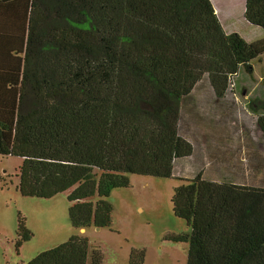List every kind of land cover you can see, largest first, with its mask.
Wrapping results in <instances>:
<instances>
[{
	"label": "trees",
	"instance_id": "obj_1",
	"mask_svg": "<svg viewBox=\"0 0 264 264\" xmlns=\"http://www.w3.org/2000/svg\"><path fill=\"white\" fill-rule=\"evenodd\" d=\"M243 15L264 29V0H245ZM257 58L210 0H0V156L21 160L20 195L69 192L73 228L107 227L106 199L127 175L172 178L191 156L178 123L197 83L207 76L215 101L236 99L230 80ZM254 100L264 145V100ZM171 203L188 226L175 237L186 264H264V187L198 173ZM17 230L19 246L30 233L20 219ZM101 263L73 235L27 264Z\"/></svg>",
	"mask_w": 264,
	"mask_h": 264
},
{
	"label": "rangeland",
	"instance_id": "obj_2",
	"mask_svg": "<svg viewBox=\"0 0 264 264\" xmlns=\"http://www.w3.org/2000/svg\"><path fill=\"white\" fill-rule=\"evenodd\" d=\"M227 1L229 5L235 3V8L231 6L234 17L225 27L221 26L242 37L255 49L258 58L251 62L252 73L241 68L230 80L234 102L223 105L215 101L207 76L182 100L178 133L191 143L193 152L174 162L173 177L127 175V186L113 188L106 199L111 206L109 225L77 230L68 217L69 192L49 199L20 195L16 174L21 160L0 156V264H27L73 235L86 238L91 249L101 252V264H130L133 250L142 253L140 264H186L188 245L176 242L175 237L188 232V226L174 216V188L198 173L217 183L230 180L235 184L244 183L243 177L247 178L249 173V186L264 187L262 134L249 106L254 99L264 100V29L239 16L242 0ZM229 5H224L226 12L231 11ZM236 6L240 11H235ZM220 145L223 148L218 150ZM249 145L256 150H247ZM216 156L227 159V163L215 164ZM19 219L30 235L17 246Z\"/></svg>",
	"mask_w": 264,
	"mask_h": 264
},
{
	"label": "crops",
	"instance_id": "obj_3",
	"mask_svg": "<svg viewBox=\"0 0 264 264\" xmlns=\"http://www.w3.org/2000/svg\"><path fill=\"white\" fill-rule=\"evenodd\" d=\"M210 2H211L212 6H213V8H214V11H215V13H216V15H217V18H218L220 24H222V25L225 27V26L227 25V23L230 21V18H233V17H234V16L232 15L233 9H231L230 12H226V11H225V9H224V5H226V4L229 5V3H228L227 0H210ZM242 2H243V7H242L241 12L239 13V16H242V15L244 14L245 0H242V1H241V6H242ZM229 6H230V5H229ZM231 6H232V5H231ZM240 9H241V7H240ZM235 11H236V12L240 11V10L237 9V6H236ZM242 18L244 19V15H243ZM244 21L246 22L245 19H244ZM246 23H247V22H246ZM223 26H222V28H223ZM223 30H224V28H223ZM224 31H225V30H224ZM225 32H226V31H225ZM226 33H228V32H226ZM229 101L234 102V99H226V101L221 100V101H217V102H220V103H222L223 105H228V104H230V103H228ZM222 110H223V108H222ZM228 141H229V140H225V143L228 144V143H229ZM222 148H223V146L220 145V146L218 147V150H220V149H222ZM252 148H253V147H252L251 145H249V146L247 147V150L249 149V151L252 152ZM260 148L262 149V151H264V145L260 146ZM253 149L256 150V148H253ZM251 156H252V155H250V163H249V166H250V164H251ZM226 160H227V159H225V158H221V157H219V156H216V157L214 158L213 161H214L215 164H218V163L221 161V164L224 165V164L227 163ZM228 168H229V167H228ZM246 176H247V178L243 177V178H244V182L248 181V176H250L249 173H247ZM211 180H212V181H217V180H213V179H211Z\"/></svg>",
	"mask_w": 264,
	"mask_h": 264
}]
</instances>
